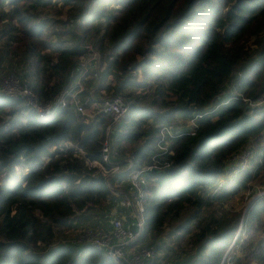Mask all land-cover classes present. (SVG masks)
<instances>
[{
  "label": "trees",
  "instance_id": "16d2710c",
  "mask_svg": "<svg viewBox=\"0 0 264 264\" xmlns=\"http://www.w3.org/2000/svg\"><path fill=\"white\" fill-rule=\"evenodd\" d=\"M59 3L65 19L48 13ZM2 71L42 100L77 91L91 106L109 90L129 110L114 125L72 101L39 117L0 92V264H118L73 235L54 240L107 227L125 208L110 186L128 190L131 170L154 163L136 243L166 264H264V106L252 103L264 92V0H0ZM109 127L122 169L105 174L95 161L110 166ZM247 145L249 164L228 175Z\"/></svg>",
  "mask_w": 264,
  "mask_h": 264
},
{
  "label": "built area",
  "instance_id": "2783aa9c",
  "mask_svg": "<svg viewBox=\"0 0 264 264\" xmlns=\"http://www.w3.org/2000/svg\"><path fill=\"white\" fill-rule=\"evenodd\" d=\"M88 46L91 47V44ZM93 90L94 88H91L90 91ZM0 92L17 98H23L26 105L34 110L39 117L48 116L57 106H66L69 101H72L81 113L86 114L87 112V108L80 97H78L77 91L69 93L64 90L57 98L42 100L26 80L21 79L14 73H9L0 79ZM68 93L70 94V98L68 97ZM252 103L264 106V92ZM100 104L101 107L97 111L90 113L91 116L103 111L110 114L115 122H118L129 110V105L119 95H107L100 100ZM209 109L210 107L206 108L207 111ZM201 115L202 113H199L196 117L191 118L190 123L194 126L197 117ZM110 128L108 129L107 140L103 146V160L109 162L110 166L106 168L103 162L95 161L96 164H99L104 169L105 174L122 169L120 162L111 161V154L116 152V148L110 140ZM166 132L174 134V131L170 127L161 132L162 137H165ZM67 143L74 144L70 141H67ZM160 147L167 150L166 145H161ZM252 154L250 146H245L232 158L227 174L230 175L234 170L247 166ZM132 165L133 163L131 162L129 167ZM154 168H157L156 163L140 168H133L130 173L131 186L126 191H122L117 186H110L111 192L114 195L121 196L123 207L131 210L129 216L133 222L131 226L127 224L128 219L125 215L119 214L113 218L111 227L87 224L76 230L72 240L76 243L86 242L98 249L104 250L105 254L114 259L118 264H126L125 261H128L130 264H157L158 250L156 246L142 245L135 242L145 227V204L142 198L144 186L148 184L145 173L147 170Z\"/></svg>",
  "mask_w": 264,
  "mask_h": 264
},
{
  "label": "rangeland",
  "instance_id": "374dc122",
  "mask_svg": "<svg viewBox=\"0 0 264 264\" xmlns=\"http://www.w3.org/2000/svg\"><path fill=\"white\" fill-rule=\"evenodd\" d=\"M68 8H69V5L67 4H64V3H59L57 6H52L50 8H48V13H50V15L53 17V18H58V17H61L62 19H65L66 18V13L68 11ZM63 27H67V25H63ZM54 27L51 26V30L53 29ZM4 71V70H3ZM0 72L1 74L3 73ZM6 72V71H4ZM109 90H105L104 92H101L100 94H94L95 96L99 97L100 100L109 95ZM93 95V93H91ZM102 94V95H101ZM98 99V98H97ZM100 100L98 101L97 103V100H95V102L91 105V106H86V114L87 116L90 115V113L92 111H97L100 107H101V104L99 103ZM91 116V115H90ZM179 121V122H178ZM177 122H178V127L180 128L182 124L188 122V124L191 125L190 121L187 119H183V118H178L177 119ZM129 147V146H128ZM129 151V150H128ZM4 175H5V172H2L0 173V180H3L4 179ZM256 194H262L264 193V185H260V184H257L256 186ZM257 196V195H256ZM251 200H252V195H249V192L247 193V195H240L235 203L237 206L239 205H245V206H248L250 203H251ZM122 205V204H121ZM125 211V217L126 218H129V215L131 214V210L129 209H126L124 208ZM90 223V222H89ZM88 224V223H87ZM84 226V225H83ZM82 227V225H81ZM75 234V230L73 229H68L66 230V233L65 235H58L59 237H57L54 241H58V242H61L63 241L65 238H71L72 235ZM71 236V237H69ZM170 258V255H165V253L163 251H158V257H157V262L158 264H166V261ZM172 264V263H171Z\"/></svg>",
  "mask_w": 264,
  "mask_h": 264
},
{
  "label": "crops",
  "instance_id": "0c3cea01",
  "mask_svg": "<svg viewBox=\"0 0 264 264\" xmlns=\"http://www.w3.org/2000/svg\"><path fill=\"white\" fill-rule=\"evenodd\" d=\"M99 100H100V98L97 99V103H98ZM99 103H100V102H99ZM92 112H95V111H92ZM92 112H91V113H92ZM120 206H121V205H120ZM116 211H117V209L114 208V209H113V213L116 212ZM119 212H120L122 215H125V211L119 209ZM129 216H130V215H129ZM113 218H114V217H111L109 220H107V222H106V224H105L104 226L110 227V226L112 225V220H113ZM127 219H128L127 224L131 226V225L133 224L132 220H130L129 218H127Z\"/></svg>",
  "mask_w": 264,
  "mask_h": 264
},
{
  "label": "water",
  "instance_id": "95a60500",
  "mask_svg": "<svg viewBox=\"0 0 264 264\" xmlns=\"http://www.w3.org/2000/svg\"><path fill=\"white\" fill-rule=\"evenodd\" d=\"M115 123H116V122L114 121L113 125H114ZM110 129H111V128H110ZM255 197H256V196H255ZM255 197H254V198H255ZM253 200H254V199H253ZM251 202H253V201H251ZM250 204H251V203H250ZM250 204H249V205H250ZM125 263H126V264H130L128 261H125Z\"/></svg>",
  "mask_w": 264,
  "mask_h": 264
}]
</instances>
